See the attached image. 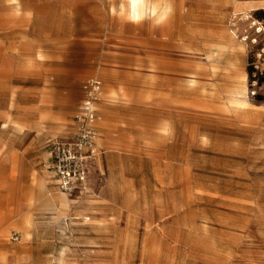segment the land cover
I'll list each match as a JSON object with an SVG mask.
<instances>
[{"label":"rangeland","instance_id":"374dc122","mask_svg":"<svg viewBox=\"0 0 264 264\" xmlns=\"http://www.w3.org/2000/svg\"><path fill=\"white\" fill-rule=\"evenodd\" d=\"M0 0V264H264V0ZM102 83L91 193L47 141Z\"/></svg>","mask_w":264,"mask_h":264},{"label":"built area","instance_id":"2783aa9c","mask_svg":"<svg viewBox=\"0 0 264 264\" xmlns=\"http://www.w3.org/2000/svg\"><path fill=\"white\" fill-rule=\"evenodd\" d=\"M102 83L88 78L84 96L73 118V132L47 141L49 165L54 186L67 196L83 197L91 193L90 167L100 154L96 150L97 106L102 96Z\"/></svg>","mask_w":264,"mask_h":264},{"label":"clouds","instance_id":"9594fccd","mask_svg":"<svg viewBox=\"0 0 264 264\" xmlns=\"http://www.w3.org/2000/svg\"><path fill=\"white\" fill-rule=\"evenodd\" d=\"M126 5L130 9L126 15L128 22L137 25L147 22L153 29L165 25L174 14L173 0H121V10Z\"/></svg>","mask_w":264,"mask_h":264},{"label":"crops","instance_id":"0c3cea01","mask_svg":"<svg viewBox=\"0 0 264 264\" xmlns=\"http://www.w3.org/2000/svg\"><path fill=\"white\" fill-rule=\"evenodd\" d=\"M84 96V95H83ZM101 100H102V96H101ZM101 100H100V102H101ZM100 102L98 103V105L100 104ZM97 109H98V106H97ZM98 112V111H97ZM97 121H98V113H97V120H96V130H97V132H98V140H97V145H96V150H97V152L100 154V156H99V159H100V157H101V154L103 153V151H102V149L101 148H98V141L100 140V134H99V131H98V128H97ZM98 159V160H99Z\"/></svg>","mask_w":264,"mask_h":264},{"label":"bare ground","instance_id":"6f19581e","mask_svg":"<svg viewBox=\"0 0 264 264\" xmlns=\"http://www.w3.org/2000/svg\"><path fill=\"white\" fill-rule=\"evenodd\" d=\"M126 8H127V5H126ZM130 9L127 8V11H129Z\"/></svg>","mask_w":264,"mask_h":264}]
</instances>
